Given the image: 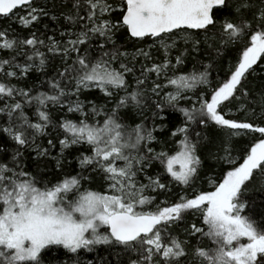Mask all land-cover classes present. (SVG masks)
Returning <instances> with one entry per match:
<instances>
[{
    "label": "snow or ice",
    "instance_id": "obj_1",
    "mask_svg": "<svg viewBox=\"0 0 264 264\" xmlns=\"http://www.w3.org/2000/svg\"><path fill=\"white\" fill-rule=\"evenodd\" d=\"M0 17V264L100 245L264 264V0H0Z\"/></svg>",
    "mask_w": 264,
    "mask_h": 264
},
{
    "label": "trees",
    "instance_id": "obj_2",
    "mask_svg": "<svg viewBox=\"0 0 264 264\" xmlns=\"http://www.w3.org/2000/svg\"><path fill=\"white\" fill-rule=\"evenodd\" d=\"M39 2L48 5L51 12L59 14L63 0H39ZM8 23V20L0 17V28L7 26ZM43 24L49 25V28L45 30L43 28ZM13 27H17V25H13ZM36 28L40 29L42 32L47 31L48 34H51L52 30L59 28V25L48 18H44L42 24L37 25ZM234 59L235 55L233 53H228L217 62L216 67L211 70L210 79L213 81V83H215L217 79H223L227 75L229 61H234ZM188 67L190 68L191 64H189ZM249 87L252 89L253 94L255 95L260 91L261 81L259 79L252 80ZM233 112H236L235 108H233ZM167 115L172 121H177L179 119V114L174 113L171 109L167 111ZM236 116L237 118H242L240 113H236ZM68 159L71 160L72 156H69ZM52 164H54V161L49 164V168L52 167ZM29 165L34 171L36 170L35 165L31 161H29ZM71 167L75 168V164L73 163ZM66 170L70 169L66 168ZM92 187H96V185H93ZM204 187L206 188L207 185ZM262 202H264V194H255V204L252 209V214L259 215L260 213H264V207H261ZM79 255L82 264H88V261H92V264H126L127 261L126 254H122L118 257L117 250L103 245L96 246L93 252L82 250ZM72 259L73 257L71 254L57 246H53L50 250H46L45 253L42 254V264H71Z\"/></svg>",
    "mask_w": 264,
    "mask_h": 264
}]
</instances>
